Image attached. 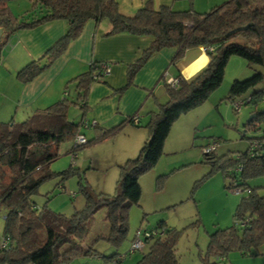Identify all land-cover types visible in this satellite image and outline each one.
<instances>
[{
    "label": "trees",
    "instance_id": "16d2710c",
    "mask_svg": "<svg viewBox=\"0 0 264 264\" xmlns=\"http://www.w3.org/2000/svg\"><path fill=\"white\" fill-rule=\"evenodd\" d=\"M6 1L0 0V30L5 33L0 36V48L19 30L33 29L54 20L67 23L62 38L45 52L42 59L30 61L16 73L23 83L33 80L63 54L89 20L96 24L107 20L111 29L106 36L124 33L152 39L143 53L128 65L127 83L119 93L159 51L174 49L171 63H175L185 51L205 48L209 62L195 77L190 80L176 78L177 83L173 86L165 85L168 100L156 112H151L150 135L137 156L119 166L114 194L103 196L82 186L85 205L70 216L45 206L39 210L32 198L38 193L39 186L54 176L48 166L57 157V146L66 140H75L79 135L84 136L82 128L96 125L87 123L84 126L85 119L79 123L69 120L67 110L71 105L82 103L84 107L91 83H104L108 74L102 73L101 63L90 62L86 72L69 82L74 83L78 92L76 101H68L69 87H66L61 100L36 111L22 122L12 119L0 122V209L4 217L2 238L7 240L6 247L0 248V264H57L78 254H92L91 247L83 249L79 243L95 213L102 209L110 227L108 240L119 246L128 234L129 209L139 205V178L158 162L172 124L181 115L203 104L220 86L232 56L243 58L249 65L264 66V0H226L208 13H196L189 7L179 10L166 5L154 7L148 0L130 17L119 13L120 0H33L30 15L22 17H15L6 7ZM35 6L39 15L33 13ZM242 27L244 29L237 30ZM262 80L264 74L257 72L247 79L232 82L227 99L232 102L234 112L239 111L237 105L240 109L244 104L255 108L264 104V89L253 91L244 100L240 98ZM128 121L138 125L133 117ZM245 129L262 133L248 138L247 149L236 157H218L214 151L204 153L211 166L207 176L220 172L226 189L235 188L246 193L235 211L234 225L210 235L207 256L223 258L234 249L242 255H259V247L264 245V196L248 184L250 179L264 176V109L254 110ZM115 130L104 132L98 139L88 141L86 138L85 144L74 145L72 153L111 136ZM145 233H148L147 237H144ZM144 234V245L149 248L137 264H178L176 234L171 229L160 222ZM127 254H130L129 249ZM119 256L117 253L108 259L118 263L121 261ZM203 263L210 264L206 260Z\"/></svg>",
    "mask_w": 264,
    "mask_h": 264
},
{
    "label": "rangeland",
    "instance_id": "374dc122",
    "mask_svg": "<svg viewBox=\"0 0 264 264\" xmlns=\"http://www.w3.org/2000/svg\"><path fill=\"white\" fill-rule=\"evenodd\" d=\"M182 1L186 3H181V7H189L196 13H208L226 2L176 0ZM33 3V0H7L6 7L15 17H22L30 15ZM36 7L33 13L39 15ZM257 72L264 74V66L249 65L237 56L229 59L220 86L203 104L196 107L198 109L194 111L192 133L185 131L171 136L169 150H163L156 165L142 175L140 203L129 209L125 241L116 246L108 240L110 227L105 219V210H99L79 243L83 249L91 247L93 253L78 254L57 264H137L148 251L149 245H143L141 249L127 254L132 239L139 232V239L143 240L144 232L154 229L160 222L176 234L178 264H204L203 260L210 264H264V245L259 247V255H242L235 249L223 258L206 255L210 235L234 225L235 211L246 193L226 189V182L220 172L207 176L211 166L205 159L203 149L217 142L214 153L218 157H236L247 149L248 138L262 133L245 129V124L254 110L264 109V104L260 103L257 108L244 104L236 113L232 102L227 99L234 80L247 79ZM262 89L264 80L240 98L244 100L253 91ZM68 97L70 102L71 96ZM73 108L75 106L71 105L69 110ZM68 119H73L70 113ZM74 145V140H66L57 146V157L48 166L54 176L42 183L32 198L37 209L41 210L45 206L56 213L70 216L85 205L82 186L95 194H114L119 167L110 159L107 160L114 153L112 143L93 142L72 153ZM248 184L256 188L260 196H264V176L252 178ZM3 231L4 217L0 209V245ZM95 252L97 255H94ZM117 253L125 254L120 262L108 259Z\"/></svg>",
    "mask_w": 264,
    "mask_h": 264
},
{
    "label": "crops",
    "instance_id": "0c3cea01",
    "mask_svg": "<svg viewBox=\"0 0 264 264\" xmlns=\"http://www.w3.org/2000/svg\"><path fill=\"white\" fill-rule=\"evenodd\" d=\"M146 1L148 0H120L119 13L133 16ZM151 1L154 7L166 5L176 10L184 9L180 4L186 3L176 0ZM66 29L65 21H50L33 29L13 33L0 48V122L11 119L22 122L36 111L44 110L61 100L66 87H69L67 97L71 96V102L76 101L78 92L74 83H69L71 79L86 72L90 62L107 64L110 73L104 77V83H91L84 98V107L82 103L74 105L73 109L68 108L67 118L70 113L73 122L79 123L82 119L95 122V126L82 128L86 132L85 138L89 140L98 139L104 132L116 129L111 136L97 142L112 143L114 153L107 160L110 159V162L119 167L131 157L134 158L149 138L148 122L151 112H156L160 105L167 102L165 85L168 81L176 78L192 79L207 65L209 57L203 47H195L185 51L178 61L171 63L174 49H163L153 55L136 73L132 83L119 93L127 83L128 65L143 53L152 39L124 33L106 36L111 29L107 20L97 24L89 20L79 37L71 41L63 54L49 67L29 82L18 80L16 73L30 61L42 59L45 52L62 38ZM4 35L3 30L0 36ZM197 109L181 115L172 124L163 150H169L171 136L185 131L192 133L195 121L193 115ZM133 116L137 117L138 125L128 121Z\"/></svg>",
    "mask_w": 264,
    "mask_h": 264
},
{
    "label": "built area",
    "instance_id": "2783aa9c",
    "mask_svg": "<svg viewBox=\"0 0 264 264\" xmlns=\"http://www.w3.org/2000/svg\"><path fill=\"white\" fill-rule=\"evenodd\" d=\"M203 49L205 50V48H203ZM101 70H102L103 74H109L110 73V67L107 64H103L102 63L101 64ZM176 83H177V79H174V80L171 79V80L168 81L167 85L173 86ZM236 109L239 110L238 105L236 106ZM133 120H134V122H136L137 121V117L133 116ZM87 123H89L90 125H94L95 124V122L84 121L83 125L86 126ZM74 141H75V145H81V144H85L87 140H86V138L84 136L79 135V136L76 137V139ZM216 146H217V143L214 142V143L210 144L209 146L205 147L203 149V152L205 154L211 153L212 151L215 150ZM231 191L239 192L240 190L232 188ZM147 236H148V233H145L144 237H147ZM6 242H7L6 238H2V242H1L0 248L6 247ZM143 245H144V239L140 240L139 239V232H137L135 237H134V239H133V241H131L130 248H129V253H133V252L141 249ZM124 256H125V254L124 255H120L119 259L120 260L123 259Z\"/></svg>",
    "mask_w": 264,
    "mask_h": 264
},
{
    "label": "water",
    "instance_id": "95a60500",
    "mask_svg": "<svg viewBox=\"0 0 264 264\" xmlns=\"http://www.w3.org/2000/svg\"><path fill=\"white\" fill-rule=\"evenodd\" d=\"M240 29H244V27H242V28H239V29H237V30H240ZM0 33H1V30H0Z\"/></svg>",
    "mask_w": 264,
    "mask_h": 264
},
{
    "label": "clouds",
    "instance_id": "9594fccd",
    "mask_svg": "<svg viewBox=\"0 0 264 264\" xmlns=\"http://www.w3.org/2000/svg\"><path fill=\"white\" fill-rule=\"evenodd\" d=\"M215 151V150H214Z\"/></svg>",
    "mask_w": 264,
    "mask_h": 264
}]
</instances>
